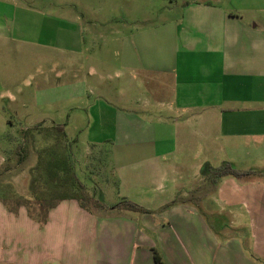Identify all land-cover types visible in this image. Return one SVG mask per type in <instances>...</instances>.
<instances>
[{
    "label": "crops",
    "instance_id": "1",
    "mask_svg": "<svg viewBox=\"0 0 264 264\" xmlns=\"http://www.w3.org/2000/svg\"><path fill=\"white\" fill-rule=\"evenodd\" d=\"M17 6V0H0V101L20 103L31 120L22 132L43 122L39 120L50 115L57 100L84 102L93 91L103 92V84L88 83L81 63L82 57L84 61L92 56L91 45L104 35L79 26L76 19L18 17ZM169 7L173 10L162 22L159 47H151L145 30L111 32L112 44L124 45L115 58L122 57L132 80L136 71L148 74L142 93L147 107L162 103L166 109L158 121L143 122L149 143L156 134L181 147L197 141L204 147L195 155L199 166L216 169L229 163L254 175L224 177L216 186L204 178L205 194L195 188L181 196L198 208L183 201L168 207L167 176L160 173L153 188L157 196L142 203L127 193L132 188L143 195L151 188L128 181L122 168L134 166L129 159L124 161L126 156L123 160L117 156L113 169L119 197L147 213L122 209L91 213L76 200H66L40 226L26 208L14 215L0 201V264H156L152 249L164 264H264V0H175ZM13 43L19 54L14 67H9L6 50ZM136 52L145 60L154 56L155 61L135 65ZM35 57L45 63L43 67L33 62ZM89 70V77L99 76L96 69ZM28 71L35 79V84L26 86L30 90L18 86L16 95L4 90L8 84L17 85V78ZM56 80L63 89L57 99L52 95ZM65 92H69L66 98ZM59 125L67 133L66 125ZM12 128L0 114V170ZM120 130L129 134L124 126ZM114 134L112 144L119 147L115 145L120 134ZM74 161L80 162L75 156ZM78 168L75 163L76 174ZM200 172L196 182H202ZM220 214H226L229 222L220 225L218 233L211 219ZM7 225L18 226L19 234L14 230L9 234Z\"/></svg>",
    "mask_w": 264,
    "mask_h": 264
},
{
    "label": "rangeland",
    "instance_id": "2",
    "mask_svg": "<svg viewBox=\"0 0 264 264\" xmlns=\"http://www.w3.org/2000/svg\"><path fill=\"white\" fill-rule=\"evenodd\" d=\"M172 1L175 0H17L18 17L22 14L34 18L48 16L60 22L76 19L79 26L104 35L103 40L91 45L93 50L89 51L88 54L92 56L88 60L84 59V61L82 57L81 63V72L85 71V79L88 83L93 86H98V82L103 84V92L93 91V94L84 102L75 100L59 103L57 100L49 109L50 115L39 120L43 121L39 123L44 124L43 128H50L51 124L66 125L67 139L73 144L74 156L80 160V162H75L79 166L77 176L85 185L86 191L90 195H94V200H99L101 203L115 205L124 200V198L119 197L116 173L113 169V161L117 159V156L119 160H123L126 156L124 161L129 159V164L134 166L129 167L128 165L126 168H122V173L128 181H138L142 186L152 189H146L143 195L136 193L132 188L129 191L130 194L127 193V196L132 195L142 203L146 199L150 200L157 196V193L153 191L156 185L154 181L161 172L170 181L166 186L168 195L165 196L170 201L168 207L182 203L181 196L186 191L195 188H198L202 194L207 191L205 185L207 178L204 176L206 173L203 174V170L206 169L207 172L211 167L207 166L208 164H204V166L197 164L195 155L204 148L200 143L197 141L189 142L185 144L184 148L175 143L173 145L168 136L163 141L164 137L162 138L158 134H156L155 141L149 143L148 132L142 128L143 122L148 119L158 121L159 115H166V109H162V103H153L147 107L148 104L145 102L142 93L148 78L145 79L144 77L148 74L136 71L132 80L131 71L123 67L122 57L119 56L118 61L115 58L117 54L121 55L123 43L120 41L117 44H112L114 42L112 31L120 29L127 32V29H131L136 34L145 30L151 36V47H159L162 22L169 17V9L173 10L172 7H169ZM176 15L174 12V16ZM128 33L130 34V31ZM141 45L140 42L137 47ZM6 53L8 56L7 66L14 67L19 54L16 45L13 43L6 50ZM153 57H148L145 60L141 54L136 52L134 63L143 67L145 63L155 61ZM33 62H37L36 57ZM44 64L42 60L37 62L40 67H43ZM91 68L96 69L99 76L89 77V69ZM33 75L34 72L30 71L20 75L17 78V85L8 84V86H4V90L11 91L14 95H16V87L18 86H22L24 91L30 90L26 86L28 83L30 85L35 84ZM52 87L54 98L57 99L62 96L61 91L63 89L58 87L57 80ZM68 93L65 92V98ZM131 99L135 101L130 102ZM0 114L7 123L13 125L11 133L13 135L7 137L12 142L8 140L9 144L4 147L3 154L9 166L17 168V162L23 156L22 151L19 153L17 151V147L23 142V133L20 130L29 125L31 120L24 110L20 109V103L17 106L9 104L7 99L0 101ZM59 114L64 115L62 119L58 118ZM121 125L126 128L129 134L120 130L123 129ZM9 130L11 131V129ZM115 131L120 134L119 141L115 145L119 147H114L112 144ZM159 138H162V146L160 147L158 146ZM53 142L40 138L35 147H31L28 151L29 159L27 157L26 163L16 172L5 174L2 184L8 182L6 185L10 184L17 196L26 195L27 197L28 192L24 186L31 178L30 169L36 165L37 151L53 146ZM124 143L126 144L122 146L121 144ZM197 166L198 169H196ZM201 169L203 170L201 171ZM199 172L202 182H196L195 179L196 173L199 174ZM190 179L193 180L187 185ZM173 180L174 183H172ZM7 191L9 190L6 187L0 186V201L5 202L9 207L16 206L15 199H10L11 196ZM19 202H23V200ZM183 202L195 206L190 199ZM94 211L97 212L98 210ZM18 212L16 214L10 213L18 215ZM228 219L226 214H220V216L216 215L215 218L211 219V222L214 224L215 230L220 233L218 231L220 225H226L229 222ZM7 226L9 234H12L13 230L16 234L19 228L18 226ZM23 231L24 234L27 232L25 229Z\"/></svg>",
    "mask_w": 264,
    "mask_h": 264
},
{
    "label": "trees",
    "instance_id": "3",
    "mask_svg": "<svg viewBox=\"0 0 264 264\" xmlns=\"http://www.w3.org/2000/svg\"><path fill=\"white\" fill-rule=\"evenodd\" d=\"M43 127L44 124H39L36 127L22 131L23 142L17 147V151L18 153L22 151L23 156L20 157L19 163L17 162V168L15 166L10 167L5 162L3 168L0 170V186L6 187L9 190L7 192L11 196L10 199H15L16 203V206L9 207L4 202V205L10 212L16 214L21 207H24L30 218L35 220L40 226L46 224L49 212L60 202L66 200H76L82 209L91 213H95L94 210L108 211L110 209L147 213L145 209L128 200H123L115 206H108L99 200H94V195H90L86 191L85 185L76 174L74 147L67 139L65 126L51 124L50 128ZM40 138L54 141V144L37 151L36 165L30 169L31 178L24 186L28 195L27 197L26 195L17 196L10 184L6 185L8 182L2 184L4 182L3 176L16 172L26 163L29 159L28 151H30L31 147H35L36 142ZM203 174L214 186L224 177L231 176L236 179H249L254 175L253 172L237 170L229 163H224L216 169L211 168L207 172L204 169ZM20 200H23V202H19ZM152 253L156 264H164L156 249H152Z\"/></svg>",
    "mask_w": 264,
    "mask_h": 264
}]
</instances>
